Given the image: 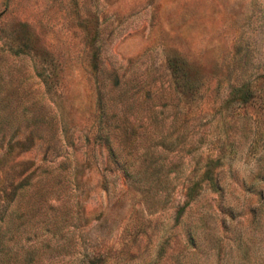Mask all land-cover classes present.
<instances>
[{"label": "rangeland", "instance_id": "rangeland-1", "mask_svg": "<svg viewBox=\"0 0 264 264\" xmlns=\"http://www.w3.org/2000/svg\"><path fill=\"white\" fill-rule=\"evenodd\" d=\"M0 264H264V0H0Z\"/></svg>", "mask_w": 264, "mask_h": 264}, {"label": "trees", "instance_id": "trees-1", "mask_svg": "<svg viewBox=\"0 0 264 264\" xmlns=\"http://www.w3.org/2000/svg\"><path fill=\"white\" fill-rule=\"evenodd\" d=\"M243 90H244V86L243 87H241L240 89H238L237 90V92L240 94V93H242L243 92ZM247 93H249L248 91L245 93V95L244 96H246V94ZM250 98H249V96H246L245 98H243L242 100H241V102L242 103H246V102H248V100H249ZM100 104H101V113L103 114L104 113V108H105V103H103L102 102V100H100ZM108 114L106 113V116H107ZM104 116H105V114H104ZM104 116H102V117H104ZM106 116L104 117V119L102 118V125H101V123H100V126H99V130H98V138L100 139V140H102L103 142H104V144L106 145V149H107V151H108V153L111 155V156H113L114 158H115V156H116V154H115V152L117 151V150H115L114 148H112V146L109 144V140H110V137H109V132H110V126H109V124L107 123V119H106ZM129 125V124H128ZM125 129H127V127H125ZM133 141V142H132ZM137 140L136 139H134V140H131L129 143H132V144H134L135 142H136ZM111 143V142H110ZM138 156V158H142V166H140L139 168L141 169V171H143V172H147L148 170H150V169H152V168H154L155 167V165L157 164V162H154V161H151V160H148L146 157V155L144 154V155H137ZM160 164V163H159Z\"/></svg>", "mask_w": 264, "mask_h": 264}]
</instances>
